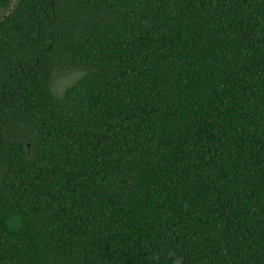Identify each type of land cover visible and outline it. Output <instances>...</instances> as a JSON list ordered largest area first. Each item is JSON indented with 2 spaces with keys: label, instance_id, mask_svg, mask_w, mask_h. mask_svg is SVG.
Returning a JSON list of instances; mask_svg holds the SVG:
<instances>
[{
  "label": "trees",
  "instance_id": "trees-1",
  "mask_svg": "<svg viewBox=\"0 0 264 264\" xmlns=\"http://www.w3.org/2000/svg\"><path fill=\"white\" fill-rule=\"evenodd\" d=\"M0 264H264V0H0Z\"/></svg>",
  "mask_w": 264,
  "mask_h": 264
},
{
  "label": "rangeland",
  "instance_id": "rangeland-1",
  "mask_svg": "<svg viewBox=\"0 0 264 264\" xmlns=\"http://www.w3.org/2000/svg\"><path fill=\"white\" fill-rule=\"evenodd\" d=\"M81 74L79 69H62L53 78V88L57 94H61L65 87L75 81Z\"/></svg>",
  "mask_w": 264,
  "mask_h": 264
}]
</instances>
